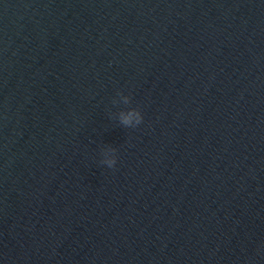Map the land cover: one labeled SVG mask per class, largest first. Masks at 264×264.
<instances>
[{"label":"water","instance_id":"water-1","mask_svg":"<svg viewBox=\"0 0 264 264\" xmlns=\"http://www.w3.org/2000/svg\"><path fill=\"white\" fill-rule=\"evenodd\" d=\"M0 264H264V0H0Z\"/></svg>","mask_w":264,"mask_h":264},{"label":"clouds","instance_id":"clouds-1","mask_svg":"<svg viewBox=\"0 0 264 264\" xmlns=\"http://www.w3.org/2000/svg\"><path fill=\"white\" fill-rule=\"evenodd\" d=\"M117 97L120 98L124 105H129L131 103L130 96L123 95L121 92H117ZM112 103L115 105L117 103L116 99H113ZM118 119L120 125L128 128H135L142 123L143 117L138 108H128L127 110H121L118 114ZM116 149L114 147H107L102 149L103 159L100 161L101 164L106 165L108 168H114L116 159Z\"/></svg>","mask_w":264,"mask_h":264}]
</instances>
